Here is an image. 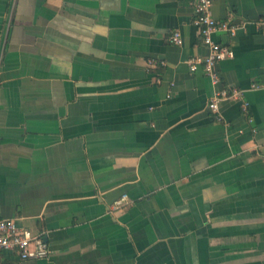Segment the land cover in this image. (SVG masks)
<instances>
[{"label":"crops","instance_id":"0c3cea01","mask_svg":"<svg viewBox=\"0 0 264 264\" xmlns=\"http://www.w3.org/2000/svg\"><path fill=\"white\" fill-rule=\"evenodd\" d=\"M193 1L0 0V218L50 249L0 264H264V0H213L217 85Z\"/></svg>","mask_w":264,"mask_h":264},{"label":"built area","instance_id":"2783aa9c","mask_svg":"<svg viewBox=\"0 0 264 264\" xmlns=\"http://www.w3.org/2000/svg\"><path fill=\"white\" fill-rule=\"evenodd\" d=\"M212 4L213 0H194L192 3L194 13L192 23L199 27L201 40L205 45H208L209 51L205 55L188 57L185 59V63L192 73L201 65L204 74L210 79L211 83L217 85L220 81L217 63L226 56H232L233 53L230 49L215 41L213 35L217 31L228 32L232 35L235 28L239 27L240 24L230 19L224 21L215 19L212 14ZM257 24L264 27V18L259 20ZM168 41L173 45H181L180 31L173 30L168 35ZM150 63L156 64L157 61H150ZM171 86H173V83L170 84L167 97H170ZM252 87L264 89V81L255 82ZM242 96V91L236 88L223 87L216 89L207 103V110L214 114L217 120H220V103L227 99H236L241 101V109L246 113L249 103ZM248 119L249 121L252 120L251 117H248ZM125 198L124 195L121 200ZM121 200L117 202L118 206L121 205ZM0 250L12 251L20 260L46 259L50 255L48 244L42 239L41 235L34 234L31 230L18 225L16 220L11 218H0Z\"/></svg>","mask_w":264,"mask_h":264}]
</instances>
